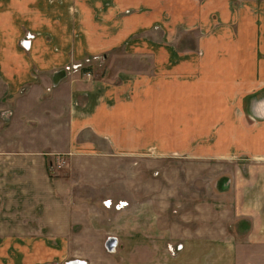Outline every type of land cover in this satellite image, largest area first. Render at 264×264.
I'll list each match as a JSON object with an SVG mask.
<instances>
[{
    "label": "crops",
    "instance_id": "1",
    "mask_svg": "<svg viewBox=\"0 0 264 264\" xmlns=\"http://www.w3.org/2000/svg\"><path fill=\"white\" fill-rule=\"evenodd\" d=\"M52 1L0 0V264H132L164 236L150 205L49 175L101 154L228 160L177 264H261L264 0ZM84 58L104 70L53 84Z\"/></svg>",
    "mask_w": 264,
    "mask_h": 264
},
{
    "label": "rangeland",
    "instance_id": "2",
    "mask_svg": "<svg viewBox=\"0 0 264 264\" xmlns=\"http://www.w3.org/2000/svg\"><path fill=\"white\" fill-rule=\"evenodd\" d=\"M86 59L69 62L64 66V71L73 73L91 67L93 72L98 74L100 70H104L101 58H89V61ZM77 63H82V67L77 70H65L66 66ZM229 166V161L222 159H186L176 155L159 158L147 155L101 154L85 157L72 164L66 160L60 167L54 160L49 175L93 183L89 189L92 194H105L107 190L114 197L129 196L137 209L144 208L143 213H146L147 209L144 205H150L148 213L151 225L156 224V230L161 231L164 236L150 238L147 242L141 240V244H147L148 247L136 248L135 245L131 248L133 253L126 254V257L128 260L130 257L132 264H144V261H147L146 264H177V243L181 241V238L177 237V230L194 226L197 217L206 211V205H212L213 201H216L218 197L213 192L214 180L223 170H228ZM105 200L109 201V206L104 205ZM105 200L102 205L113 209H117L115 205L119 202H124V207L131 206L132 203V200L126 202L122 199L116 203L111 202V199ZM117 253H120V250ZM261 264H264V261Z\"/></svg>",
    "mask_w": 264,
    "mask_h": 264
},
{
    "label": "built area",
    "instance_id": "3",
    "mask_svg": "<svg viewBox=\"0 0 264 264\" xmlns=\"http://www.w3.org/2000/svg\"><path fill=\"white\" fill-rule=\"evenodd\" d=\"M28 37H32L31 35H28ZM96 59V58H95ZM90 59L87 58L86 61H89ZM82 67V63H77V64H72L71 66H66L65 67V70H70V69H75L77 70L78 68H81ZM109 201L108 200H105L104 201V205H107L109 206ZM124 205V202H119L115 205V207L117 209L121 208L122 206ZM109 239V238H108ZM108 241V240H107ZM109 246V245H108ZM113 246L110 244V246L107 248L109 251L112 250Z\"/></svg>",
    "mask_w": 264,
    "mask_h": 264
},
{
    "label": "water",
    "instance_id": "4",
    "mask_svg": "<svg viewBox=\"0 0 264 264\" xmlns=\"http://www.w3.org/2000/svg\"><path fill=\"white\" fill-rule=\"evenodd\" d=\"M64 74H65V71L64 70H59V71H57V72H55V74H54V78H53V84L55 85V84H57L58 82H59V80L64 76ZM111 240H113V238H109L108 239V244H109V246H110V241ZM112 243H113V241H112Z\"/></svg>",
    "mask_w": 264,
    "mask_h": 264
}]
</instances>
